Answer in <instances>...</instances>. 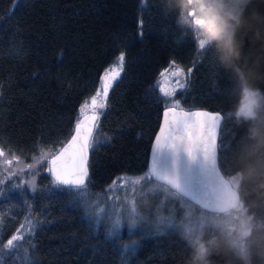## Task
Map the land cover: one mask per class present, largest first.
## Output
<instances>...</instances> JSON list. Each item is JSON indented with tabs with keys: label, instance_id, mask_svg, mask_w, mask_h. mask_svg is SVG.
<instances>
[{
	"label": "trees",
	"instance_id": "16d2710c",
	"mask_svg": "<svg viewBox=\"0 0 264 264\" xmlns=\"http://www.w3.org/2000/svg\"><path fill=\"white\" fill-rule=\"evenodd\" d=\"M247 1L213 0V23L205 34L200 29L211 48L200 50L189 0H0V146L26 163L38 147L62 146L81 104L123 51L125 73L100 120L111 142L90 153L95 202L117 177L147 174L164 110L152 86L175 62L192 69L177 94L183 108L225 116L220 167L237 181L239 206L251 219L249 233L239 238L225 220L239 206L207 212L166 185L145 182L135 199L136 225L123 220L109 235L108 219L94 222L71 197L49 196L50 176L41 170L34 194L12 189V182L2 186L0 208L15 207L11 220L0 221V237L8 239L25 222L27 200L41 221L29 247L32 264H264V99L257 95L253 114L239 112L245 86L231 47ZM4 264L23 260L5 255Z\"/></svg>",
	"mask_w": 264,
	"mask_h": 264
},
{
	"label": "snow or ice",
	"instance_id": "6c2138e0",
	"mask_svg": "<svg viewBox=\"0 0 264 264\" xmlns=\"http://www.w3.org/2000/svg\"><path fill=\"white\" fill-rule=\"evenodd\" d=\"M195 15V9L189 12V16L194 18L192 32L198 48L200 50L211 48L207 41L200 38V29L205 21L195 18ZM187 22L181 16L180 23L184 25ZM139 35L142 39V33ZM172 65L175 66V62H172ZM191 71V68L188 69L189 75ZM124 73L125 53L121 51L98 79L95 93L81 104L71 131L62 146L48 151L38 147V156L32 158L33 163L27 164L19 156L0 146V198L3 197L2 186L7 181H12V189L22 190L24 188L25 172L29 174L27 183L30 192L36 193L38 191L36 166L40 165V170L46 171L50 176V183L46 188L49 196L67 195L71 197L70 202L79 205L86 216L94 222L99 221L104 215V209L99 208L98 202L90 198L92 194L88 187L91 183L89 157L90 153H94L101 144L107 145L111 142V137L102 132L100 120L109 107L108 97L111 90L121 80ZM160 77L161 79L152 87L156 89L157 99L164 108L162 123L153 143L147 174L139 178H127L133 185L148 181L159 187L165 176L176 170L185 176H193L199 168L204 166L203 153L211 150V141L220 128L221 115L219 113L185 109L180 100L175 98L177 92L187 86L182 68L174 67L171 72L165 69L160 73ZM165 81H168L167 87ZM249 95L254 96L255 94ZM255 102L254 99L250 101L252 104ZM13 177H19L20 183L13 181ZM118 179L124 181L126 178L122 176ZM24 203L30 213L25 218V223H21L6 242L0 237V264H4L5 255L14 256L18 261L22 258L23 264H32L29 247H35L31 241L41 221L32 214L31 205L27 200ZM109 211L112 213L109 220V235H112L120 230L121 209L119 205H110ZM124 212V218L135 226L139 215L135 201L131 202V206L124 208ZM158 223L163 224L164 222L158 221ZM26 244L28 246H25Z\"/></svg>",
	"mask_w": 264,
	"mask_h": 264
},
{
	"label": "water",
	"instance_id": "95a60500",
	"mask_svg": "<svg viewBox=\"0 0 264 264\" xmlns=\"http://www.w3.org/2000/svg\"><path fill=\"white\" fill-rule=\"evenodd\" d=\"M231 47L234 62L243 75L246 89L250 94L261 93L264 98V0L247 1L236 23ZM191 110L221 115L220 128L211 141V150L203 153L204 166L193 176H185L176 170L167 174L160 184L168 186L207 212H230L240 205L241 195L238 188L223 173L219 163L220 132L225 116L221 112L205 108ZM150 161L151 153L149 167Z\"/></svg>",
	"mask_w": 264,
	"mask_h": 264
},
{
	"label": "rangeland",
	"instance_id": "374dc122",
	"mask_svg": "<svg viewBox=\"0 0 264 264\" xmlns=\"http://www.w3.org/2000/svg\"><path fill=\"white\" fill-rule=\"evenodd\" d=\"M213 0H191V2H189V12L193 9H195V18H199L202 19L203 21H205V23L202 26V30L205 31V33L208 32V27L212 25L213 23V18H212V9H213ZM191 20L193 22L194 18L191 17ZM211 21V23H210ZM194 24H192L193 26ZM174 67H179L182 68L184 70L185 73V81H186V85L188 86V83L190 81V75L188 74V70L183 68L181 65L175 63V66L172 65V63L169 65L168 69L169 72L174 70ZM163 72V71H162ZM191 74V73H190ZM159 79H161V77H159ZM244 80V78H243ZM165 86H168V81H165ZM187 86L185 88H183L180 91H184ZM245 86V84H244ZM178 91V92H180ZM177 92V94H178ZM176 94V99H179L177 97ZM250 92L249 90L246 89L244 90V97L242 99L241 102V106H240V110L239 112L244 114V115H251L254 113L255 108L258 104L259 98H258V94L251 96L249 95ZM255 100L256 102L254 104L250 103L251 100ZM180 100V99H179ZM243 109V111H242ZM251 114H248V113ZM25 164H27L23 159H21ZM33 163V162H31ZM40 165L36 166V171H37V175H36V183H37V177L38 174L41 172L40 170ZM125 177L126 179L124 181L119 180V177ZM117 177L106 189L104 197H100V198H95V202H98V207L101 209H104V215L101 216V218L99 219V221H101L102 218H106L108 220H110L112 213L109 211V207L110 205H119L121 211H120V215L122 217V221L126 220L129 222V220L125 219V212H124V208L131 206V202L135 201L136 197L138 196V194L140 193L142 186L144 185V183H148V181H142L140 185H133L131 183V181L127 178H139L145 175H140V176H135V175H122ZM28 179H29V174L27 172H25L23 180H24V187L26 189L28 188ZM233 185L235 187H237V181L235 180V178H230ZM13 181H15L17 184L20 183V178L19 177H13ZM7 182H12V181H7ZM151 183V182H150ZM162 185V184H161ZM156 188V186H154ZM110 189V190H109ZM89 191L91 192V190L89 189ZM92 197V196H91ZM90 197V198H91ZM99 197V196H98ZM14 205L11 204V202H5L4 205L1 206L0 208V221L3 223H7L9 220H11V216L13 211H14ZM135 207H136V202H135ZM137 211V209H136ZM216 218V217H214ZM223 218H220V220H222ZM219 218H216L215 221H220ZM225 220L227 222H229L231 228L233 229V227H235V233L239 238H243L244 236H246L251 228V219L250 216L248 215V213L246 212V210L244 209L243 206H239L238 211L233 212L231 215H228L227 218H225ZM121 221V223H122ZM25 223V222H24ZM20 226V225H19ZM18 226V228H19ZM16 232V230L14 231V233ZM13 233V234H14ZM12 234V235H13ZM11 235V236H12ZM10 238V237H8ZM5 242L7 241L4 240Z\"/></svg>",
	"mask_w": 264,
	"mask_h": 264
},
{
	"label": "clouds",
	"instance_id": "9594fccd",
	"mask_svg": "<svg viewBox=\"0 0 264 264\" xmlns=\"http://www.w3.org/2000/svg\"><path fill=\"white\" fill-rule=\"evenodd\" d=\"M210 23H211V21H210Z\"/></svg>",
	"mask_w": 264,
	"mask_h": 264
}]
</instances>
